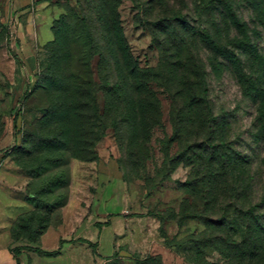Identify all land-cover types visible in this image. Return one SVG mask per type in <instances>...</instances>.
I'll return each instance as SVG.
<instances>
[{
	"label": "rangeland",
	"instance_id": "obj_1",
	"mask_svg": "<svg viewBox=\"0 0 264 264\" xmlns=\"http://www.w3.org/2000/svg\"><path fill=\"white\" fill-rule=\"evenodd\" d=\"M208 2L0 0V264L233 263L225 248L243 245V216L232 213L217 239L202 220L175 219L192 167L176 165L163 181L171 168L163 163L177 147L164 146L172 130L162 85L150 84L162 119L150 134L139 133L146 151L139 164L128 161L124 136L111 129L99 140L92 135L96 145L86 154L80 119L59 111L64 93L74 91L67 40L106 49L105 16L116 19L142 69L173 61L178 41L207 87L213 115L226 124L230 148L251 164L252 202H264V0ZM204 34L230 53L214 51ZM97 62L95 55L96 85L104 75ZM117 77L124 79L119 70ZM97 101L101 109V94ZM259 238L262 244L261 219ZM255 264H264L262 252Z\"/></svg>",
	"mask_w": 264,
	"mask_h": 264
},
{
	"label": "trees",
	"instance_id": "obj_2",
	"mask_svg": "<svg viewBox=\"0 0 264 264\" xmlns=\"http://www.w3.org/2000/svg\"><path fill=\"white\" fill-rule=\"evenodd\" d=\"M217 2L225 0H209L208 3ZM262 15L264 17L263 10ZM230 17L234 20L233 16ZM168 19L181 21L178 16ZM104 20L109 40L106 49L92 41L86 46H79L74 39L67 40L70 49L67 66L74 91L64 93L63 106H59V111L67 108L80 119V135L82 139L86 136L81 150L90 154L96 145L90 137L94 135L99 140L105 136L106 130L111 129L116 137L124 136L128 161L139 164L146 153L139 133L146 130L150 134L151 130L161 125L162 119L160 102L150 84L162 85L171 102L168 117L172 130L164 146L168 148L174 144L177 147L176 154L163 163L164 169L171 167L167 174H162L163 181L170 179L176 165L192 167V173L185 182L188 198L178 206L175 219L178 222L202 220L205 233L211 232L217 239L221 236L224 222L228 221L226 219L233 214L243 216V245L232 244L225 251H228L232 264H243L245 257L248 264H255V256L259 252L264 257V242L261 244L259 238L260 219L264 221V202H252L254 179L250 172L251 164L238 158L230 148L225 134L226 124L213 115L206 85L199 80L194 66L187 59H182L183 52L178 41L174 48L171 44L173 61L166 58L157 68L142 69L130 57L116 19L105 16ZM237 23L240 26V22ZM91 34L89 32L90 38ZM203 41L220 54L230 53L207 34L203 35ZM95 55L98 58L96 70L100 75L104 74L97 85L92 81L90 64ZM118 70L123 80L118 79ZM98 94L103 101L101 109Z\"/></svg>",
	"mask_w": 264,
	"mask_h": 264
},
{
	"label": "crops",
	"instance_id": "obj_3",
	"mask_svg": "<svg viewBox=\"0 0 264 264\" xmlns=\"http://www.w3.org/2000/svg\"><path fill=\"white\" fill-rule=\"evenodd\" d=\"M109 222H110V224H112V218H109Z\"/></svg>",
	"mask_w": 264,
	"mask_h": 264
}]
</instances>
